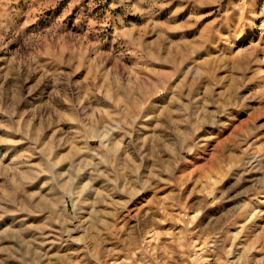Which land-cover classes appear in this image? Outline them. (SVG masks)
<instances>
[{"label": "rangeland", "instance_id": "374dc122", "mask_svg": "<svg viewBox=\"0 0 264 264\" xmlns=\"http://www.w3.org/2000/svg\"><path fill=\"white\" fill-rule=\"evenodd\" d=\"M0 264H264V0H0Z\"/></svg>", "mask_w": 264, "mask_h": 264}]
</instances>
